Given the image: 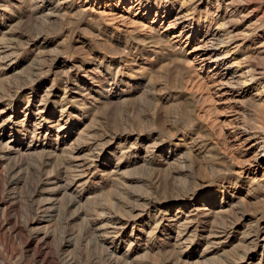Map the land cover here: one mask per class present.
I'll return each instance as SVG.
<instances>
[{"label":"rangeland","instance_id":"rangeland-1","mask_svg":"<svg viewBox=\"0 0 264 264\" xmlns=\"http://www.w3.org/2000/svg\"><path fill=\"white\" fill-rule=\"evenodd\" d=\"M47 1L0 0V264H264L241 240L264 238L261 152L241 140L264 134V0ZM183 1L199 26L175 51ZM213 17L258 106L178 65Z\"/></svg>","mask_w":264,"mask_h":264},{"label":"bare ground","instance_id":"bare-ground-1","mask_svg":"<svg viewBox=\"0 0 264 264\" xmlns=\"http://www.w3.org/2000/svg\"><path fill=\"white\" fill-rule=\"evenodd\" d=\"M58 1H60V0H58ZM97 1L100 2L101 0H96V2ZM115 1L118 4H120V2L122 0H115ZM187 1H183L182 4L180 5L179 9H177V10H174V9H176V7H174V9L166 11L167 16L169 15V13L171 14L174 11H175L174 12L175 15H174V17H172V19H170L168 21V25L164 29V31L161 35H163L166 39H168L167 37L169 36L170 30H172V32H173L174 30L181 28L180 32L172 35V38L169 40L170 46H168V47H171L173 50L175 49V51H177V49H178L177 47L180 44L182 45V43L191 42L190 40L195 36V33L198 31L197 27L199 25L195 24L193 16H192L193 15L192 11L190 9L186 8L187 3L185 4V2H187ZM189 1L193 2V0H189ZM137 2H138V6L143 4V0H137ZM47 3H48L47 0H41V4L36 7V14H38L39 17H42L40 15L43 14V12H45L46 7H47ZM58 4H61V2H59ZM118 4H117V6H119ZM148 8L149 9L147 10L148 11L147 14H149V12L152 11V9H153L152 4H150L148 6ZM157 14L159 15V11H157ZM211 17H212V15H211ZM206 22H207V24H206L207 26L205 25V28H207V30L204 32L202 39H200V41L196 47H194L192 50L189 51V53L186 54V57L184 56L185 59H183V61H182V59L178 60V65L182 64L183 62H189L191 59H195L196 61H199L201 63V65H203V66L205 65L208 67L207 73L209 75L207 76V78L213 84L212 86L216 87L218 93L224 92L225 95H231V97H232L231 99L235 102L239 101V99H246L248 102L258 106L257 103L262 99V97L260 96L262 91L261 92L259 91L257 94H253V95L251 94V89L253 88L251 82H254V80L256 79L255 74L253 73L252 70H248V71L244 70L243 61L240 60L239 56H238L239 52L241 51V46L243 44L239 45L237 47L231 48L230 46L234 42L235 37L232 36V34L230 32H228V30L226 29V25L219 24V21L217 22L214 17L211 19L208 18V21L206 20ZM186 33H188V34L184 38V35ZM146 41L147 40H144V42H146ZM2 43L5 44L6 46H5V50H3V51L0 50V65L6 59L13 56V52H11L12 51L11 46L8 43V39L6 37L4 38ZM9 50H11V51L8 52ZM138 50L139 49L137 48V52H138ZM179 53L181 54V51ZM173 55H174V53H173ZM201 69L202 68H200L199 70H201ZM10 107L11 106H9V104H6V107L4 109L5 111L3 113H6L7 110L10 112V110H11ZM11 113H13V112H11ZM10 119H12V116L10 117ZM38 121H41V120H38ZM38 121L34 125L36 129L38 128V124H40V122H38ZM13 128H15V127H13ZM243 129L245 131H248V129H246V128H243ZM256 135H258V136L256 137V139H254V137L250 133H248L246 135L247 137L245 139L241 138V140L245 146L250 145L249 148H251L252 146H256L259 148L258 152L259 153L261 152V154L256 156V162H257L258 167H263L264 166V160H262L261 156H262V154H264V134H260V135L256 134ZM252 142L254 144H252ZM197 145H199V144H197ZM77 148H79V147H77ZM80 166L85 167L87 169V172L89 170H91L90 165H80ZM181 204H182V208H186V202L182 201ZM223 216L224 215H222V217ZM189 218L190 217L187 215L186 219H189ZM185 224H186V222H185ZM185 224L180 226L179 230L177 232L178 233L177 241H179V243L181 245L186 240H188V238L185 241L181 240L183 238V236H185L187 234V232L189 231V228ZM123 227H124V225L122 226V228ZM189 227H191V225ZM122 228H120V229H122ZM119 230H117V231H119ZM119 232H121V231H119ZM220 235H224V236L228 235L229 236V233L227 232V230H223V232H221ZM210 239L211 238H207L206 240H210ZM241 240L243 242L250 244L252 246V249H253V247H254V249H257L258 247H260V242L262 240H264V238H262L261 231H259V228H257V230H253L251 232L246 230L243 233V237ZM263 253H264V251H263ZM252 255L253 254L248 251V252L244 253L243 257L248 258Z\"/></svg>","mask_w":264,"mask_h":264}]
</instances>
